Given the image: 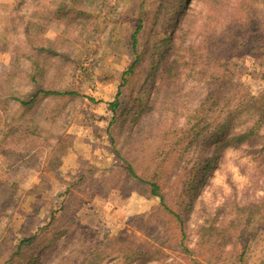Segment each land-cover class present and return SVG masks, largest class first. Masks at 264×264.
Wrapping results in <instances>:
<instances>
[{"label": "rangeland", "instance_id": "rangeland-1", "mask_svg": "<svg viewBox=\"0 0 264 264\" xmlns=\"http://www.w3.org/2000/svg\"><path fill=\"white\" fill-rule=\"evenodd\" d=\"M170 1L94 0L84 6L94 15L83 20L72 8L58 9L62 0H0V264H236L237 255L225 252L231 246L224 250L216 233L204 238L202 226L237 219L227 231L242 230L238 214L250 211L234 210V202L264 197V124L256 139L237 146L212 143L205 133L193 141L196 129L187 132L186 120L193 116V124V109L209 97L215 106L205 119L218 123L228 104L264 92V0H187L174 15ZM139 16L149 19L143 57L122 85L135 61L127 39ZM165 36L163 56H152ZM177 55L179 69L166 78ZM37 62L51 76L46 87L79 95L20 109L9 95L34 89L26 72ZM119 93V114L128 104L121 127L111 125ZM27 124L38 127L30 138ZM121 157L158 181L183 214L190 259L174 215ZM259 205L241 264H264ZM34 236L16 255L20 241Z\"/></svg>", "mask_w": 264, "mask_h": 264}, {"label": "trees", "instance_id": "trees-1", "mask_svg": "<svg viewBox=\"0 0 264 264\" xmlns=\"http://www.w3.org/2000/svg\"><path fill=\"white\" fill-rule=\"evenodd\" d=\"M187 0H171L168 4L167 10L168 13H178L179 10H183L184 4ZM85 2H87V5H90L94 2V0H62V2L58 5V9L63 10L65 7L72 8L73 13L77 18H81L83 20H88L90 17H92L94 14L91 10L85 8L86 6ZM77 7V8H76ZM66 9V8H65ZM170 17V20H174V16ZM149 19H145L144 17H137L134 24H133V32L131 33L130 37L127 39L128 47L131 51V54L135 57V61L132 63L128 71H126L124 74L130 75V78H126L123 76L122 78V85L127 84L128 80L132 79L134 74H136L135 70L137 65L140 63L143 57V52L140 49V39L141 36L144 35V31L147 29V24L149 23ZM148 21V23H146ZM242 28L236 32V34L242 35ZM170 37L165 36L161 40H157L153 46V55L158 54L159 56L162 55V50L165 48H168V44L170 43ZM51 50V49H49ZM180 55H177L175 59L169 62V64L166 67V78L170 77V74H174L175 70L179 69V59ZM26 57L30 60L36 59L35 54H26ZM221 60V59H219ZM222 60L223 57H222ZM38 63V62H37ZM153 63H156L155 60ZM48 68L46 66H41L39 63L36 64L28 73L26 72V76L30 78V82L33 84L34 89L26 96H15V95H9V99L11 101H15L19 103L20 109H23L25 111H29L32 108L36 106L38 102H40L43 99L49 98V97H76L79 95L78 92L75 91H63L56 89L54 87H46L45 82L46 80L50 79L51 76L48 74ZM165 78V77H164ZM163 80L165 81V79ZM172 78V77H170ZM171 80V79H169ZM170 82V81H168ZM165 83V82H164ZM162 87V86H161ZM121 94L119 93L117 96V99L111 103V109L114 111V119L112 120L111 125L114 123H119L123 115L126 113L127 105H123L121 112L119 114V109L122 102ZM168 93H165V96H167ZM214 96H219L217 91L213 93ZM210 98L207 99L204 103L199 104L197 107H195L192 111V115L198 114L199 116L195 117L196 121L192 124L190 119H194L193 116L187 117L186 125L191 126L189 128H186L187 132L193 131L196 129V135L194 136V140H198L202 133H205L202 137H205V139L212 141V143H216L219 139H223L226 142L241 146L246 145L248 141L256 139L261 133V127L264 124V92L258 97V98H246V100L242 103H238L236 106H233L231 104H228L227 106H230L229 109L224 114V109L221 111L223 112V116L220 118L219 122L216 123L210 120L205 119L210 114V111L213 110L215 104H210ZM158 101V100H157ZM188 111H190V108H187ZM153 111V108H152ZM219 112V111H216ZM137 112H134V115H136ZM198 120V121H197ZM122 126V123H119V127ZM27 132V137L32 136V132L37 133L38 127L37 126H31L30 124H27V129L25 130ZM112 141L113 144L116 145V139L114 138L113 133L111 132ZM0 138V142H1ZM117 154L121 156V152L117 151ZM199 156V155H198ZM123 161H127L124 157H121ZM197 164V163H196ZM201 170V169H200ZM199 170V171H200ZM127 172L136 178L137 180H140L144 184H146L152 195L161 198V204L165 208V210L169 211L174 215L175 222L178 224L181 230L182 235V241L181 246L183 249V252L186 253L188 258L190 259L193 255L192 250L189 248V246L185 243L187 238V228H186V222L185 218L182 213H178L175 211L171 205L167 202V198L165 193L163 192L162 186L159 184L158 181H155L153 179H146L143 176H140L136 169L134 168L133 164L129 163L127 167ZM203 183V182H202ZM197 184V188L202 184ZM264 186V185H263ZM196 188V189H197ZM190 193V191H188ZM192 200L195 201L197 196L192 195ZM264 197L259 200L260 203H263ZM259 202H248L247 204L241 206V203H238L237 201L234 202V210H237L238 212L240 210L245 211L249 210L250 213L246 215H242V213L239 212L238 218L242 217L245 219L246 224H241L240 226H243L242 230H238L235 227V231L229 232L227 231L233 224H235L237 219L232 220L231 222L227 219L224 222H221L219 224V227H215V221L206 219L204 225L202 226V232L204 233V238H207L209 233H216L217 235L222 237V245L224 246H231L229 251H225L230 255H237V261L236 264H241L242 259L246 255V252L249 248V243L251 239L255 236L254 231H250L249 226L251 223L253 224V220L255 219L254 214L251 213V210L256 212L260 205ZM256 208V209H254ZM238 220H241L240 218ZM230 224V225H229ZM229 226V227H228ZM228 227V228H227ZM264 227V223L260 226ZM255 230V229H252ZM36 240V236L34 237H26L20 241V243L14 248V252L16 255H20L24 252V249L30 246L33 241ZM210 240H206L205 243L209 244ZM242 242L244 244L243 249L241 251L236 252L237 246L242 245ZM230 244V245H229ZM221 245V246H222ZM227 247V248H228ZM226 250V248L224 249ZM195 264H203L199 259H194Z\"/></svg>", "mask_w": 264, "mask_h": 264}]
</instances>
